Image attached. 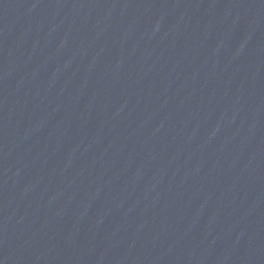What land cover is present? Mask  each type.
<instances>
[{"label": "water", "instance_id": "95a60500", "mask_svg": "<svg viewBox=\"0 0 264 264\" xmlns=\"http://www.w3.org/2000/svg\"><path fill=\"white\" fill-rule=\"evenodd\" d=\"M0 264H264V0H0Z\"/></svg>", "mask_w": 264, "mask_h": 264}]
</instances>
